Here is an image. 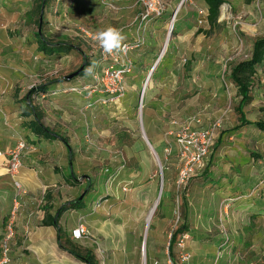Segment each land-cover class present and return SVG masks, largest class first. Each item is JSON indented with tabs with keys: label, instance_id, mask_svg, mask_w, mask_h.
<instances>
[{
	"label": "rangeland",
	"instance_id": "rangeland-1",
	"mask_svg": "<svg viewBox=\"0 0 264 264\" xmlns=\"http://www.w3.org/2000/svg\"><path fill=\"white\" fill-rule=\"evenodd\" d=\"M112 1L114 9L111 10L100 0H84V3L82 0H50L39 20L48 50H52L50 55L38 50L35 38L38 31L35 8L39 0H13L2 4L7 8L11 4L14 10L8 14L3 7L5 10L0 13V20H5L0 34V59L10 62L12 74L23 81L25 93L43 85L49 93L70 87L81 90L44 99L33 94L30 101L42 113V123L67 140L74 181L86 184L82 189L83 199L80 195L73 206L79 204L94 212L104 206L109 214L105 215L110 224L108 233L117 238L124 227L131 238L129 241L127 237L125 245L113 238L110 246L114 254L108 260L105 255H98L100 262L133 264L128 256L132 244L137 249L134 264H167L168 257H175L174 247L171 255L168 254L169 235L163 237L157 228L159 209L156 207L151 219H147L157 202L161 181L160 206H170L171 194V231L180 228L184 208H187L185 228L197 227L193 236L187 234L186 249L195 254L193 257L190 253V264H205L196 252L200 245L208 243L206 241H211L210 245L213 242L201 235L208 208L211 209L208 216L217 221L215 206L220 207L222 202L228 205L225 206L228 216L223 217L228 220L229 206H233L236 197L242 199L237 204L264 206V133L253 126L241 130L236 111L240 98L229 80L230 70L250 59L254 42L264 40V0L258 3L257 0H224L218 25L212 29L206 21L207 7L203 0H158L162 14L142 24L141 28L137 18L143 6L138 0ZM222 8L227 10L223 16ZM107 26L122 30L126 36L124 44L131 47L127 57L133 63L131 74L125 78L124 97L116 104H102L106 95L93 84V78H102L107 65V61H100L102 49L94 36ZM75 27L82 31L72 29ZM169 30L171 35L166 45ZM158 59L139 110L141 90ZM79 70L83 72L81 76L69 82L65 80ZM259 72L250 91L252 101L242 110L248 122H264V67ZM20 103L25 108V99ZM191 118L200 119L202 128L219 119L221 126L204 167L191 176L187 192L181 196L175 187L182 166L175 135ZM25 122L27 119L15 131L14 142L26 141ZM141 129L157 159L142 138ZM65 150L59 141H53L45 153L58 157L65 154ZM235 166L243 167L242 177L234 171ZM245 176H252V184L245 181ZM245 187L248 188L242 198L231 194L236 193L232 190ZM223 207L220 208L223 210ZM135 214L143 215L140 223H133ZM221 228L226 232L224 226ZM237 228L243 231L242 241L235 240L236 258L229 263L264 264V221L254 219L245 225L242 222ZM214 230L213 226L211 233L206 234L213 235ZM209 259L206 264L222 261L220 255L215 257L214 254ZM228 260L227 257L223 263L228 264Z\"/></svg>",
	"mask_w": 264,
	"mask_h": 264
},
{
	"label": "crops",
	"instance_id": "crops-1",
	"mask_svg": "<svg viewBox=\"0 0 264 264\" xmlns=\"http://www.w3.org/2000/svg\"><path fill=\"white\" fill-rule=\"evenodd\" d=\"M12 1L13 0H0V13L6 9L7 13L9 12L8 14H12L14 8L12 9L13 6L11 4H8V8L7 6H1L2 4ZM83 1L84 0H82V2ZM85 8L87 10L89 6ZM26 12H28V10H26ZM3 21L5 20H0V34H2L4 29L2 28ZM72 29L75 30L77 27ZM84 29L85 28H83V30ZM10 66L11 64L8 60L3 61L0 59V154L2 155L12 149L16 144L17 140L14 142V133L18 128H21L22 121L24 120V118H21V114L24 112V106L20 101L25 99L28 95L27 92H24V87L22 88L23 81L20 80V77L12 74V68ZM262 67H264V64L257 67V76L258 73H260L259 69ZM3 68H6V71H4ZM255 78L258 79L256 76ZM262 82H264V80H262ZM253 122L255 121L251 123ZM250 127H252V125L244 126L241 130ZM21 131L24 132L25 130ZM26 136L27 144L32 147V151L22 157L21 167L16 178L22 194L15 189L12 180L6 175L4 170L5 160L3 157H0V241L3 237L7 220L15 202L20 204V209L15 216V235L10 246L11 253L9 264H84L62 250L57 240L59 237L57 230L60 231V234L70 237V231L79 225L86 227L90 238L73 241V243L81 250V253L85 250L91 251L98 264H103L102 261L100 262L101 255H105L108 260L114 254L112 251L113 248L110 246V242H113V238L117 239L118 243L126 244L128 236L125 232V228L123 227L121 229L116 238L107 231L109 230L110 224L109 221L105 220V215L109 216V214H106L104 211V206L101 210L96 212H93V210L90 211L85 206H79V204L78 206H73L80 195H82L81 200L83 199L85 193H82V189L86 184L83 182L80 184L75 183L78 182V180L74 181L72 166L69 163L68 151L65 150V154L59 155L58 157L49 154V152L45 153V150L49 149L53 144L52 140L47 141L39 139L30 132H28ZM242 168L241 166H235L233 169L242 177ZM69 169H71V175L69 174ZM245 179H247L245 180L246 182H249V184L251 182L252 184V176H245ZM247 188L248 187H245L243 190L236 188V190H232L236 193L231 194H237V196L241 197ZM169 197L170 206H159L156 219L157 228L160 230L163 237L167 234L169 235L173 228V206H171L170 193ZM99 199L98 197L97 201ZM238 199L237 197L233 199V206H229L230 217L228 220H224V218L228 216L227 211L222 210L220 208L221 206H215V211H217L219 218L224 217L222 222L219 221V218L217 221L214 219L212 220V217L208 216L210 215L211 209H207L205 213L207 219L203 228L204 232H202L201 235H203L204 238L207 237L213 240V246H211L212 244H208L211 241H206L208 243L200 245L199 252H196V255H199L201 259L205 260V264L206 260L210 261L209 258L212 254H214L215 257L220 255L222 261L219 260L218 262V260H216V264H226L223 263V261L226 260L227 257L229 258L227 263L231 264L229 262L236 258L235 240L241 242L243 235V231L239 230L237 225L242 222H244V225L246 223L251 224L254 219H261V221H264V206L248 205L247 202L245 204H237L238 201H242V199ZM186 212L187 208H184L183 222L179 230L182 229V233L191 234L193 236L197 227L192 229L185 228V225L188 223ZM257 216H259V218ZM142 217V214L133 215V223H140ZM218 221L220 225L222 223V226L225 227L226 232L224 233L226 237L222 234V226H219L220 230L218 229ZM147 223L148 222H146V224ZM213 226L216 228L214 234L207 235L206 233H211V228ZM225 238L229 240L227 245H223ZM92 239L96 241L99 253L97 252L98 248L92 244ZM128 240L130 241L131 238L128 237ZM209 251H211V253H209ZM190 253L195 257V254L192 252ZM123 255L125 257L127 256L125 246L123 247ZM136 255V246L132 244L128 250V256L133 260V264Z\"/></svg>",
	"mask_w": 264,
	"mask_h": 264
},
{
	"label": "built area",
	"instance_id": "built-area-1",
	"mask_svg": "<svg viewBox=\"0 0 264 264\" xmlns=\"http://www.w3.org/2000/svg\"><path fill=\"white\" fill-rule=\"evenodd\" d=\"M103 6H106L108 9H114L112 0H100ZM125 1V0H120ZM259 0H257L258 3ZM143 6L141 9V13L138 16L139 28L142 27V24L152 20L153 18H157L163 12V9L158 3V0H138V3ZM258 8V6H257ZM224 12L222 14L225 15L227 13L226 9L221 10ZM81 30L82 29H77ZM76 30V31H77ZM83 37L87 39L86 33L82 32ZM80 34V33H79ZM91 39V38H90ZM89 40V39H87ZM139 41L137 42V46L139 45ZM131 50V47L126 45L123 51L121 52H113L111 54H106L101 51L102 58L101 62L107 61V65L103 68V76L99 80H95L93 78L94 86L100 87L101 94L106 95V101H101L104 103H118L125 94V78L131 74L133 63L128 59V53ZM109 62V63H108ZM87 88H84V91H87ZM81 90H78L75 87L65 88L62 90H56L52 92H48L47 94H40L39 97L44 99L47 96H56L60 93L70 94V93H80ZM96 91V89H95ZM227 111L223 113L226 114ZM200 119L191 118L187 122H185L182 126H180L179 131L175 135V142L178 148V157L182 164L181 169L178 173L175 187L176 193L181 195L187 192L188 182L193 176V174L200 168L204 167V161L209 155V151L213 147V140L216 137L217 131L221 126V119L213 122V124H209L206 128H202ZM32 151V147H30L26 141L18 140L15 146L8 150L5 154H0V157H3L5 160L4 170L6 175L10 177L13 182V186L17 191L22 194L21 188L16 181L18 176L19 169L21 167V159L28 152ZM225 210L224 202L220 204ZM20 209V204L15 202L10 216L7 220L5 231L3 237L0 241V264H9L10 263V253H11V242L14 239V222L17 211ZM94 212V210H93ZM176 232L172 230L169 234V241L172 234ZM224 237H226L225 233L222 232ZM70 238L72 241H79L83 239H89L90 235L85 226L79 225L75 229L70 231ZM189 237L186 233H181L176 237L174 250L175 257H168L167 264H190L191 255L186 249V243ZM92 244L98 248V245L95 240H91ZM168 241V243H169ZM228 240L225 238L223 245H227ZM168 247V246H167ZM99 253V248L97 249ZM157 264V263H155Z\"/></svg>",
	"mask_w": 264,
	"mask_h": 264
},
{
	"label": "trees",
	"instance_id": "trees-1",
	"mask_svg": "<svg viewBox=\"0 0 264 264\" xmlns=\"http://www.w3.org/2000/svg\"><path fill=\"white\" fill-rule=\"evenodd\" d=\"M50 0H39V4L35 8V13L38 14L37 20V29L38 31L35 34L36 42L38 44V50L42 51L45 55H50L52 50H48V45L45 42V37L41 33V27L39 24V20L41 21L43 18V9H45ZM204 4L207 7V16L206 21L209 26V29L214 28L218 25V20L220 16V8L225 4L224 0H203ZM202 33V32H198ZM60 49V48H59ZM65 49V48H62ZM264 64V40H256L252 47V54L249 60L240 62L236 64L231 70L229 74V80L234 84L237 89V94L240 98L236 111L239 115V124L240 127L252 125L256 129L259 130L260 133H264V122H248L242 112L244 106L251 102L250 91L253 86L254 78L257 74V67ZM83 72L81 71L78 76H81ZM68 83V82H67ZM48 88L43 85L39 87L31 88L27 97L25 98L26 106L24 108V112L22 113V118L27 119V122L23 124L24 129H27L33 136L43 139V140H52L59 141L63 147L68 151L69 154V163L72 166V153L70 147L67 143V140L62 138L59 134L51 130L49 127L45 126L42 123V113L37 110L34 106H32L30 97L33 94H47ZM59 89V88H56ZM220 142V141H219ZM218 142V143H219ZM30 146V145H29ZM31 147V146H30ZM71 205V204H70ZM160 206H157V208ZM56 226V224H55ZM182 229L176 230L170 238L168 243V254L171 255L172 247L175 244L176 237L181 234ZM59 233L58 244L60 248L66 251L69 255L75 257L80 260L84 264H98L95 259L94 254L91 251H83L73 243L70 237L64 236Z\"/></svg>",
	"mask_w": 264,
	"mask_h": 264
},
{
	"label": "clouds",
	"instance_id": "clouds-1",
	"mask_svg": "<svg viewBox=\"0 0 264 264\" xmlns=\"http://www.w3.org/2000/svg\"><path fill=\"white\" fill-rule=\"evenodd\" d=\"M94 40L106 54L121 52L126 47L124 44L126 36L121 29L115 26H107L98 30L95 33Z\"/></svg>",
	"mask_w": 264,
	"mask_h": 264
},
{
	"label": "water",
	"instance_id": "water-1",
	"mask_svg": "<svg viewBox=\"0 0 264 264\" xmlns=\"http://www.w3.org/2000/svg\"><path fill=\"white\" fill-rule=\"evenodd\" d=\"M175 16H176V11L173 13L172 18H171V28H172V25H173V21H174ZM170 35H171V33H170V31H169V32H168V36H167V40H168V38L170 37ZM158 62H159V59L157 60V62L155 63V66L152 68V70H151L150 73L148 74V77H147V79H146V81H145V83H144V86H143L142 90H141V93H140V100H139V110H140V108H141V103H142L143 95H144V92H145V87H146L147 82H148L149 78L151 77V75H152L154 69L156 68ZM81 70H82V69H81ZM81 70H79V71H77V72H75V73H73V74L67 76V77L65 78V80L68 81V82L71 81L74 77H77V76L80 74ZM141 132H142V135H143L142 138L145 140L146 144L150 147V149L152 150V153L154 154L155 158L157 159V156H156V154L153 152V149L151 148V145L146 141V139H145V135H144L142 129H141ZM161 175H162V174H161V169H160V176H161ZM161 191H162V182L160 181V189H159L158 199H157V202H156V204H155V206H154V208H153V212L155 211V209H156V207H157V205H158V203H159V199H160ZM153 212H152V214H153ZM152 214H151L150 218L152 217ZM146 228H148V223L146 224Z\"/></svg>",
	"mask_w": 264,
	"mask_h": 264
},
{
	"label": "bare ground",
	"instance_id": "bare-ground-1",
	"mask_svg": "<svg viewBox=\"0 0 264 264\" xmlns=\"http://www.w3.org/2000/svg\"><path fill=\"white\" fill-rule=\"evenodd\" d=\"M174 20H175V18H174ZM173 23H174V21H173ZM169 31H170V30H169ZM168 39H169V38H168ZM167 42H168V40H166V45H167ZM166 45L164 46V48H163V50H162V55H163L164 52H165ZM152 212H153V211H152ZM151 214H152V213H151ZM151 214H150V216H151ZM150 216L148 217V220L151 219Z\"/></svg>",
	"mask_w": 264,
	"mask_h": 264
}]
</instances>
